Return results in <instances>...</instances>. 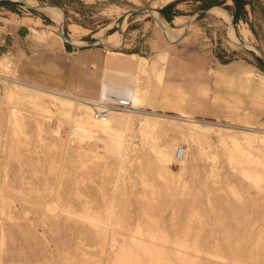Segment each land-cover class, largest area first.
<instances>
[{
  "label": "rangeland",
  "instance_id": "1",
  "mask_svg": "<svg viewBox=\"0 0 264 264\" xmlns=\"http://www.w3.org/2000/svg\"><path fill=\"white\" fill-rule=\"evenodd\" d=\"M38 1L36 2L42 11L18 0L0 1L3 2L0 7L7 10L17 8L21 16L32 19L41 17L44 25H52L45 11L57 10L63 21L61 32L66 38L70 36V24L80 27L76 40L69 44L74 46L77 40L87 42V45L75 47V50L70 49V52L100 48L107 53L105 47L109 46L105 43L89 45V42H95L97 34H102L105 39L114 33L120 27L119 23L122 22L124 12L129 11L121 43L114 50L110 48L112 51L124 54L138 52L151 62L157 55L168 51L175 41L181 40L185 44L196 45L200 50L216 54L227 61L242 60L244 56L247 61L248 56L251 64L264 68V0ZM165 6L177 7L176 12L184 17L183 23L168 24L174 29H184L181 38L172 39L166 36L151 15L153 12H161ZM212 8H220L231 19L228 21L222 16L208 13ZM201 10L204 12L197 14ZM131 11L136 12L130 13ZM8 16L9 19H4L0 15V26L24 24L29 25L30 30L35 26L33 23L20 21L11 14ZM243 28L248 30L247 42L241 34ZM231 29L237 41L232 40ZM50 31L56 34L54 28ZM4 32L5 30L0 27V33ZM250 43L254 48L253 51L248 48ZM10 56L13 58V68L17 76L22 77L21 80L43 83L49 87L66 88V56L60 57L58 61L40 60V57L36 60L35 56L24 57L18 53ZM74 57L76 58L75 82L81 84L77 71L80 63L78 56ZM253 74L256 77L258 73L253 71ZM98 77L99 73L96 70L87 73L84 86L76 85L77 89L80 88L79 96L88 94L93 89L92 82ZM152 80H154L153 84ZM152 80L144 78L142 83L146 85L149 83L150 89L156 91L158 80L156 78ZM2 88L3 86L0 85V183L6 175L10 189L15 193L20 190L26 193L30 183H35V186L40 188L39 195L46 199L48 186L53 185L57 170L56 166L52 165H56L61 153L60 140L53 132L54 125L56 124L61 136L66 133L64 126L55 120L61 114L56 106L46 103V106L40 109H47L49 117L37 114L19 118L18 124L22 135L17 141L10 136L6 144L3 136L7 130L8 110ZM256 90L252 85L251 97ZM16 102L20 103L19 98H16ZM22 105L28 108L33 104ZM39 105L38 103L35 107ZM144 108H147V111L151 110L148 106ZM92 130L84 129V132L70 142L64 167L65 173L69 174L71 171L73 176L65 175L61 179L59 188L62 196L69 195L75 200L73 207L78 209V213L82 210L76 204H80L79 198L83 197L94 211L92 218L101 224L108 222L110 225H115L120 235H128L122 229L140 228L150 229L160 236H167L168 245L164 258L162 257L164 264H264V249L250 247L253 260L246 261V257L228 242L233 236L234 228L237 227L241 247L246 248L250 241V237L245 236L242 229L246 218L258 221V226L264 227L263 154L258 155L261 166L255 168L262 174L259 189L250 181L243 179L236 169H231L227 165V158L217 145L216 138H212L216 161L214 181L209 168L200 161L197 166V178L192 177V167L188 162L182 170L181 164L169 163L168 169L173 174L170 181L163 182L157 176L159 169L155 167L153 156L138 135L131 138L125 151L126 155L119 160V158L114 159L106 149L104 138L97 131ZM166 136L177 140V145L180 146L181 139L177 135L168 132ZM166 136L163 135L159 140H164ZM81 139L89 141L88 146L81 147ZM252 152L258 153L257 150ZM193 157L191 150L188 161ZM50 161L53 163L50 164ZM128 163L131 167L127 165ZM190 177L194 179L191 186L187 182V186L183 187V180ZM44 182H47V185L42 187L41 184ZM163 184L169 186V189H164ZM32 197L39 199V196L32 195ZM107 209L111 211L110 215L107 212L109 217L105 216ZM8 211L9 218L5 227L7 244L3 264H71V262L84 264V260L88 257H99L102 249L100 241L105 243L106 259L111 258L113 244L110 241L112 233H109V229H102L101 237L98 239L94 230L78 218L68 219L61 216L56 221L50 220L43 215L41 208L36 204L22 203L20 199H14ZM235 217L238 220L233 221ZM229 224L232 227L230 236L218 230V227H227ZM166 229L169 230V235ZM178 240H181L183 250L187 253L180 260H176L177 255L173 254L172 250L173 242ZM78 241H81L80 245ZM81 253L86 254L83 261ZM251 256L249 253L250 259ZM142 264H152V262L143 259Z\"/></svg>",
  "mask_w": 264,
  "mask_h": 264
},
{
  "label": "bare ground",
  "instance_id": "2",
  "mask_svg": "<svg viewBox=\"0 0 264 264\" xmlns=\"http://www.w3.org/2000/svg\"><path fill=\"white\" fill-rule=\"evenodd\" d=\"M18 1L26 2L33 9L42 11V8L35 0ZM45 13L54 24L46 30L41 28L42 23L39 18L35 20L30 18L24 19L25 23H33L35 25L31 27V38L33 40L47 44L50 49L56 47L62 48L65 41L72 43L76 40L80 32L79 26L70 24V36L63 39L59 34L63 25L60 13L55 9H48ZM208 13L218 17L222 16L228 21L231 19L220 8H212ZM128 15L129 11H125L119 29L108 35L105 39L102 37V34H97L93 44L98 45L103 42L109 46L108 48H117L121 43ZM151 15L155 19L156 24L163 29L164 34L169 38H181L183 36V28L174 29L169 27L165 21L160 19L157 12H153ZM182 20V18H177L174 24H179ZM52 28L56 30V34L50 31ZM231 34L232 40L237 41L233 29H231ZM241 34L247 42L248 30L243 28ZM80 45H87V42L77 40L76 47ZM248 48L252 51L254 50L251 43L248 44ZM106 55L120 56L109 49H107ZM166 57L167 51L165 54L157 55L150 63L135 55L129 57L138 61V69L136 72L104 68L101 71L97 93L91 95L90 93L82 94L83 96H79L78 90L80 88L77 89V87L71 86L68 91H65L58 86L49 87L45 84L43 85V83L40 84L38 82L39 84H37V82L21 80L22 77L19 78L13 68L11 58L6 56L0 57V85L3 86L4 102L8 110L7 130L3 136L4 142L8 144L10 136L17 141L18 137L22 135L18 119L24 115L36 116L39 114L43 117H49L47 109H40L42 106H46V103L56 106L61 115L55 118V120L58 124L63 125L66 130V133L63 134L64 136H61L55 126L56 124L54 125L55 129L53 132L58 137V140H60L61 153L59 160L56 161V165H52L56 166L57 170L56 174H54L53 185L48 186L46 199L39 195L40 188L36 187L35 183H30V188L27 189L26 193H23L21 190L15 193L11 190L6 175L0 183V264H3L2 260L6 251L7 236L5 234V227L6 221L9 218L8 210L14 199H20L22 203L32 202L36 204L41 208L43 215L50 220L56 221L61 216H65L68 219L78 218L94 230L98 239L101 237L102 229H109V233H112L110 241L113 244L111 258L106 259L105 243L100 241L102 249L99 252V257L86 258V254L81 253L82 261L86 258L84 264H142L143 259L151 261L152 264H164V252L168 245L167 236H160L158 233H153L150 229L143 230L140 228L132 230L122 229L128 235H120L115 225H110L108 222L101 224L92 218L94 211L90 207V203L83 197L79 198L80 204H76L82 210L78 213V209L73 207L75 200L71 199L72 197L69 195L62 196L60 194L61 179L65 175H68V177L73 176L71 171L69 174L68 172L67 174L65 173L66 151L70 142L73 141V138L79 136L87 128L97 131L104 138V146L106 149L113 155L114 159L119 158V160H122V156L126 155L125 151L129 146L131 138L138 135L146 144L145 148L153 156L155 167L159 169L157 176L163 182L170 181L173 174L168 169L169 163L175 162L181 164V170L188 163L191 164L192 177L197 178V166L200 161H203L204 165L209 168L212 181H214L213 172L216 171V161L214 160L215 154L212 138H216L217 145L227 158V165L231 169H236L243 179L250 181L259 189L262 174L257 172L255 168L261 166L258 155H264V128L246 124L234 125L219 121H205L188 114L169 116L166 113L161 114V112L158 113L155 110V90H151L149 83L146 85L142 83V80L144 78H149L150 80L155 78L161 79L164 73L159 68ZM16 98H19L20 103L16 102ZM121 100L126 101L128 106L125 108L113 107V105L119 104ZM23 103L33 105L25 108L22 105ZM38 103L40 105L36 108L35 106ZM145 106H148L151 110L147 111V108H144ZM103 109L106 110L105 114L96 117L95 111H101ZM168 132L174 133L181 139V142H179L180 146H178L179 144L177 145V140L166 136ZM163 135L166 136L164 140H159ZM88 144L89 141H83L81 139V147L88 146ZM179 150H183L181 158H178L177 155ZM189 150H192L194 154L191 161H188ZM252 150H257L258 153L252 152ZM52 163L50 161V164ZM129 163L127 165L131 167ZM192 177L184 179L182 186L186 187L187 182L191 186L194 181ZM41 185L45 187L47 182ZM163 188L168 190L169 186L166 187L163 184ZM32 195L39 196V199L33 198ZM107 212L110 215L111 211L106 210L105 216L109 217ZM232 220L238 219L235 217ZM234 229L233 236L228 242L246 257V261L253 260L250 247L261 248L260 250L264 249V227L258 226V221H251L247 218L244 220L242 229L245 236L250 237L246 248L241 247L242 243L238 239V228L235 227ZM218 230L224 235L230 236L232 227L229 224L227 227H218ZM167 234H170L169 230H167ZM173 243L174 247L172 250L173 254L177 255L176 260H180L182 256L187 255L183 250L181 240ZM80 244L81 241H78V245ZM194 245L195 243L192 244V246ZM71 264L74 263L71 262Z\"/></svg>",
  "mask_w": 264,
  "mask_h": 264
},
{
  "label": "crops",
  "instance_id": "3",
  "mask_svg": "<svg viewBox=\"0 0 264 264\" xmlns=\"http://www.w3.org/2000/svg\"><path fill=\"white\" fill-rule=\"evenodd\" d=\"M0 5H3V2ZM176 9L177 7L165 6L158 15L167 24L175 25L177 18H184L176 12ZM19 13L17 8L7 10L0 7V15L4 19H9L8 14L20 21L32 19L21 16ZM46 17L52 25H44L41 17H38L42 23L41 28L44 26L45 30L54 25L47 15ZM0 27L5 30L4 33H0V57H9L11 62L13 58L10 54L15 53L24 57L35 56L36 60L40 57V60L49 61H58L60 57L66 56L67 86L62 88V90L66 89L65 91H68L71 86H84L87 73L96 70L99 77L92 82L93 89L89 92L90 95L96 94L101 71L104 68L137 71L138 61L129 58L134 55L150 63L138 52L124 54L113 51L120 56H107V53L100 48L78 49L77 52H70V49L75 50L76 45L67 43H63L62 48L50 49L47 44L31 38L29 25L13 23ZM106 48L110 51L115 49ZM75 55L78 56V63H80L77 71L80 72H78L80 75L78 80L81 84L75 82ZM246 59L247 61L244 56L242 60L227 61L216 54L200 50L196 45H188L181 40L175 41L159 68L164 76L157 79L159 85L155 91V110L166 114H188L195 118L211 119L227 124H246L264 128V68L251 64L248 56ZM253 71L258 73L256 77ZM252 85L257 89L253 97L250 95Z\"/></svg>",
  "mask_w": 264,
  "mask_h": 264
},
{
  "label": "built area",
  "instance_id": "4",
  "mask_svg": "<svg viewBox=\"0 0 264 264\" xmlns=\"http://www.w3.org/2000/svg\"><path fill=\"white\" fill-rule=\"evenodd\" d=\"M127 106H128L127 102L123 101V100H121L119 102V104L117 103V104L113 105V107H115V108H125ZM105 111H106L105 109H103L101 111L100 110H96L95 111V116L96 117L102 116V115L105 114ZM177 155H178V158H181V156L183 155V150H179Z\"/></svg>",
  "mask_w": 264,
  "mask_h": 264
},
{
  "label": "water",
  "instance_id": "5",
  "mask_svg": "<svg viewBox=\"0 0 264 264\" xmlns=\"http://www.w3.org/2000/svg\"><path fill=\"white\" fill-rule=\"evenodd\" d=\"M0 1H9V0H0ZM23 4V3H22ZM25 5V4H23ZM29 8V7H28ZM136 11H131L130 13H135ZM204 12V10L198 11L197 14H202ZM121 23V22H120ZM119 23V24H120ZM60 36H62L63 39H65L64 33L63 32H59ZM65 43L69 44L68 42L65 41ZM71 45V44H70ZM89 45H93V42H89ZM88 45V46H89Z\"/></svg>",
  "mask_w": 264,
  "mask_h": 264
},
{
  "label": "trees",
  "instance_id": "6",
  "mask_svg": "<svg viewBox=\"0 0 264 264\" xmlns=\"http://www.w3.org/2000/svg\"><path fill=\"white\" fill-rule=\"evenodd\" d=\"M236 1V0H235ZM236 4H237V2H236Z\"/></svg>",
  "mask_w": 264,
  "mask_h": 264
}]
</instances>
